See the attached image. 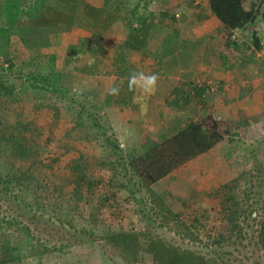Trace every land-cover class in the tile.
Returning <instances> with one entry per match:
<instances>
[{
  "label": "rangeland",
  "instance_id": "1",
  "mask_svg": "<svg viewBox=\"0 0 264 264\" xmlns=\"http://www.w3.org/2000/svg\"><path fill=\"white\" fill-rule=\"evenodd\" d=\"M136 1L143 5L145 0H127L126 8H136ZM12 73L15 76L10 74L9 80L15 94L0 98V122L6 131L15 122L23 124L13 130L28 149L21 158L8 155L9 147L0 150V176L28 170L36 183L21 189L0 178V264H156L145 249L147 236L220 262L264 264V251L257 250L248 237L239 243L230 239L224 245L213 241L223 222L221 185L244 170L264 167V127L239 121L236 115L228 119L213 114L211 99L205 109L198 110L201 102L195 100L196 104L180 111L181 126L198 110L197 120L211 115L223 123L221 129L229 130V136L223 133L213 148L148 190L135 177L130 182L126 177L125 184L120 174L129 175L130 169L114 167L107 153L116 151L113 144L124 157L132 150H146L149 137L158 140L157 132L164 128L165 135L180 128L170 115H136L133 108L106 106V98L102 106L101 99L85 95L93 86L98 90L100 83L65 82L60 85L67 91L58 96L50 86L33 88L26 70V79H17L21 72L16 68ZM136 118L141 120L137 133L129 130ZM237 127L239 133L233 134ZM115 172H119L117 181L110 184ZM79 173L94 182L91 189L79 183ZM132 190L141 200L132 196ZM156 196L162 198L165 210ZM107 231L137 233L138 259L131 261L130 252L111 242Z\"/></svg>",
  "mask_w": 264,
  "mask_h": 264
},
{
  "label": "crops",
  "instance_id": "2",
  "mask_svg": "<svg viewBox=\"0 0 264 264\" xmlns=\"http://www.w3.org/2000/svg\"><path fill=\"white\" fill-rule=\"evenodd\" d=\"M125 1L0 0V70L11 60L16 70L58 84L100 83L85 95L102 106L106 98L108 107L170 115L178 125L181 110L195 100L205 109L211 99L213 114L264 127V0L243 2L256 16L230 36L208 0L136 1L133 10ZM136 72L158 76L154 93L129 90ZM111 87L119 95H109ZM198 110L187 122L200 118ZM140 124L136 118L129 130L137 133ZM165 130L148 145L176 132Z\"/></svg>",
  "mask_w": 264,
  "mask_h": 264
},
{
  "label": "trees",
  "instance_id": "3",
  "mask_svg": "<svg viewBox=\"0 0 264 264\" xmlns=\"http://www.w3.org/2000/svg\"><path fill=\"white\" fill-rule=\"evenodd\" d=\"M244 1L208 0L210 10L223 24V28L228 36L231 35L232 30L244 27L256 16L254 7L248 10L243 7ZM131 10H133V7ZM14 68V62L9 60L7 66L0 70V98L15 94V85L11 84L9 80L10 74L15 76L12 73ZM18 72L21 73L16 74L17 79H26L25 71L19 70ZM27 73L29 79L32 80L30 81V85L33 88L45 89L50 86L58 96H60L61 91H67L62 85L52 82L49 76L45 77L31 71ZM87 114L91 115L90 113ZM88 118L93 121L92 116H88ZM222 124L220 120H215L211 115L201 120L187 122L182 126L179 125L180 128L174 134L154 145H150L146 150L138 153L132 150V152L128 153V157L125 156L127 159L124 155H121L119 147L113 144L116 151L107 153L109 155L108 159L110 164L114 167H121L122 171L127 172L130 169L129 175L123 176L120 174L121 179L125 180V184L126 177L129 182L135 177L141 186L149 190V187L161 178L171 175L173 171L182 167L196 156L213 148L222 140L223 133H226L227 136L229 130L224 129L222 131ZM12 125V130L6 131V126L0 122V150L9 147L8 155L21 158L25 155L28 147L20 141L19 137H15L13 129L23 128L24 126L19 122H15ZM238 126L240 127V125ZM239 131L240 129L237 127L233 134H238ZM228 142L232 143L233 139L229 138ZM116 152L117 158L115 159ZM119 172L112 174V178L109 180L110 184H113L115 180L117 181V173ZM0 178L4 184L15 182L16 186L22 187L21 189L30 188L36 183L35 175L28 170H20L14 176L11 174L0 176ZM78 180L79 183L86 184L90 189L94 183L92 180H88L85 173H79ZM120 185H122V182ZM126 187L129 188V184ZM221 188L222 191L219 197L223 222L219 225L216 233L213 234L214 243L224 245L230 239V243H239L248 237L257 250L264 251V167L259 164L252 169L244 170L235 177L225 181L221 185ZM131 194L137 200H141L133 190ZM155 198L162 202L161 207L165 210L162 198L160 196H156ZM105 199L108 202V197ZM7 223L10 222L7 221ZM181 226L185 227L186 225L181 223ZM1 228L2 222L0 220ZM206 234L209 236L210 232ZM106 237L116 246L126 248L125 250L130 252L131 261L138 259L136 251L140 245V241L138 240L139 236L137 233L107 231ZM145 249L150 259L156 264H233L225 261L220 262L212 257H205L189 249H180L168 244L159 237L147 236Z\"/></svg>",
  "mask_w": 264,
  "mask_h": 264
},
{
  "label": "clouds",
  "instance_id": "4",
  "mask_svg": "<svg viewBox=\"0 0 264 264\" xmlns=\"http://www.w3.org/2000/svg\"><path fill=\"white\" fill-rule=\"evenodd\" d=\"M158 76L155 73L145 74L143 72H136L130 74L129 81V90H133L134 87L141 88L146 94H152L155 91V85L157 82ZM109 95H119L118 87H111L108 90Z\"/></svg>",
  "mask_w": 264,
  "mask_h": 264
},
{
  "label": "built area",
  "instance_id": "5",
  "mask_svg": "<svg viewBox=\"0 0 264 264\" xmlns=\"http://www.w3.org/2000/svg\"><path fill=\"white\" fill-rule=\"evenodd\" d=\"M176 16H177V14H176Z\"/></svg>",
  "mask_w": 264,
  "mask_h": 264
}]
</instances>
